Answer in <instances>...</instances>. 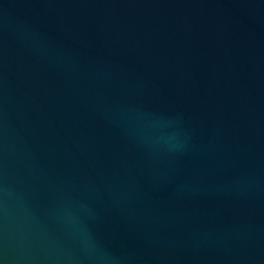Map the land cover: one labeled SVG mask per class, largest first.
I'll list each match as a JSON object with an SVG mask.
<instances>
[{
    "label": "water",
    "instance_id": "95a60500",
    "mask_svg": "<svg viewBox=\"0 0 264 264\" xmlns=\"http://www.w3.org/2000/svg\"><path fill=\"white\" fill-rule=\"evenodd\" d=\"M0 264H264V0H0Z\"/></svg>",
    "mask_w": 264,
    "mask_h": 264
}]
</instances>
